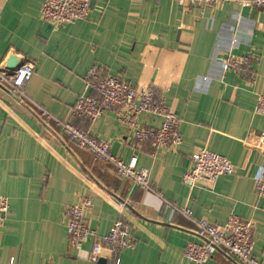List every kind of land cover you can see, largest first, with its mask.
Returning <instances> with one entry per match:
<instances>
[{
    "label": "crops",
    "instance_id": "0c3cea01",
    "mask_svg": "<svg viewBox=\"0 0 264 264\" xmlns=\"http://www.w3.org/2000/svg\"><path fill=\"white\" fill-rule=\"evenodd\" d=\"M44 0H0V73L9 56L31 62L34 74L16 97L0 85V196L9 209L0 228V264H96L92 241L70 249L64 210L82 197L91 199L85 221L106 235L124 219L134 246L120 252L116 264H191L182 257L189 242H199L196 225L183 215L168 218L164 204L187 208L195 221L224 225L231 215L254 226L252 254L264 264V198L254 177L264 153L244 141L264 128L255 112L264 96V10L242 7L240 0L212 7L153 0H97L85 21L53 28L40 19ZM251 55L255 81L223 73L217 60L225 51ZM97 67L135 86L153 85L180 120L182 143L154 152L133 141L111 111L92 124L72 119L83 93L85 73ZM45 111L109 144L110 153L149 170L150 191L135 187L105 163L78 149ZM142 125L160 119L140 115ZM207 150L227 158L234 173L214 183L188 185L183 173L190 156ZM127 207L120 210L119 201ZM99 258L112 264L102 251ZM205 264H236L215 254Z\"/></svg>",
    "mask_w": 264,
    "mask_h": 264
},
{
    "label": "built area",
    "instance_id": "2783aa9c",
    "mask_svg": "<svg viewBox=\"0 0 264 264\" xmlns=\"http://www.w3.org/2000/svg\"><path fill=\"white\" fill-rule=\"evenodd\" d=\"M97 0H44L40 9V19L53 28L85 21L89 15L91 2ZM154 2L169 1L184 4L189 8L212 7L230 0H153ZM242 7H254L264 10V0H240ZM231 50L217 55L216 59L223 64V73L235 72L240 78L249 82L255 81L252 68L253 57L249 54L234 56ZM34 74V65L24 62L11 74L0 73V85L7 83L11 94L18 97L23 87ZM83 93L79 95L71 109V118L94 123L111 111L116 120L124 125L134 142L149 143L154 152L160 149H174L181 145L179 132L180 120L166 105L165 95L153 85L135 86L118 76L104 75L93 66L84 75ZM255 112L264 117V96H259L255 104ZM150 115L160 119L158 127L142 125L140 115ZM44 121H52L55 126L74 145L91 155L94 161L110 165L117 176L130 181L143 191H150L149 170L138 167V158L131 156L128 162L114 157L110 153L109 144L92 137L88 131L76 128L71 121L63 122L51 114L41 111ZM249 148L264 153V128L251 132L244 141ZM191 167L182 175L188 185L201 182L214 183L221 176H230L234 169L230 161L216 153L200 150L190 156ZM254 190L260 198H264V166L260 167L254 177ZM91 207V199L82 197L78 203L64 210L68 246L70 249L80 247L87 240L92 241L91 262H97L102 251H107L117 262L116 256L134 246L130 226L124 219H117L106 235L98 236L85 221V212ZM120 210L127 207L123 200L117 203ZM168 218L175 214L183 215L196 225L199 242H189L183 249L182 257L191 264H205L215 254L232 260L236 264H263L252 254L254 245V226L249 220L231 215L224 225H213L206 220L195 221L187 208H180L175 203H165ZM9 204L5 197L0 196V228L3 226ZM8 264H14L10 259Z\"/></svg>",
    "mask_w": 264,
    "mask_h": 264
},
{
    "label": "water",
    "instance_id": "95a60500",
    "mask_svg": "<svg viewBox=\"0 0 264 264\" xmlns=\"http://www.w3.org/2000/svg\"><path fill=\"white\" fill-rule=\"evenodd\" d=\"M93 1L91 2L92 5ZM21 65L20 59L15 56H9L5 63V68L9 71L17 69ZM96 264H107L106 260L103 258H98Z\"/></svg>",
    "mask_w": 264,
    "mask_h": 264
},
{
    "label": "trees",
    "instance_id": "16d2710c",
    "mask_svg": "<svg viewBox=\"0 0 264 264\" xmlns=\"http://www.w3.org/2000/svg\"><path fill=\"white\" fill-rule=\"evenodd\" d=\"M112 264H116V261H115V260H113V261H112Z\"/></svg>",
    "mask_w": 264,
    "mask_h": 264
}]
</instances>
